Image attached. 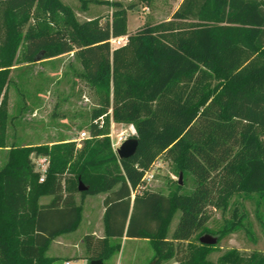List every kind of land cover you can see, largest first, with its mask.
<instances>
[{"label": "trees", "instance_id": "trees-1", "mask_svg": "<svg viewBox=\"0 0 264 264\" xmlns=\"http://www.w3.org/2000/svg\"><path fill=\"white\" fill-rule=\"evenodd\" d=\"M136 5L113 1L108 18L80 21L60 0H0V148L7 146L6 90L19 46L15 62L73 52L98 91L90 139L76 149L72 165L75 184L64 186L74 144L9 146L0 169V264L55 261L45 252L79 223V182L87 186L83 193H106L104 235L85 236L88 261L104 262L119 249L110 240L125 236L152 241L155 264L171 257L176 264H264L258 251L246 256L230 249L213 261L215 244L188 243L211 218L210 207L241 191L264 195V0H182L169 19L129 33L127 12ZM120 36L127 44L112 50L109 39ZM109 111L138 133L129 158L111 148ZM32 153L49 157L41 182ZM160 154L194 178L189 194L144 187ZM43 195L50 199L39 203Z\"/></svg>", "mask_w": 264, "mask_h": 264}, {"label": "rangeland", "instance_id": "rangeland-1", "mask_svg": "<svg viewBox=\"0 0 264 264\" xmlns=\"http://www.w3.org/2000/svg\"><path fill=\"white\" fill-rule=\"evenodd\" d=\"M68 6L75 18H108L111 2L123 4L137 2L136 7L127 12V29L133 33L143 24L157 23L169 19L182 0H151L148 4L138 0H60ZM29 23H34L33 19ZM5 25L0 7V44L5 41ZM6 44V43H5ZM9 68L7 84V126L6 147L0 148V169L7 160L9 146L35 147L74 144L73 156L66 163L65 188L75 184L76 175L72 168L76 160V149L83 141L89 140V125L92 110L98 106L97 86L87 79L79 60L73 52L26 63L15 62ZM105 114L102 115L103 122ZM109 118V140L113 152L125 140L132 125L114 122ZM86 135L81 137V133ZM129 137L130 136L129 133ZM71 146V145H70ZM117 155V153H116ZM40 178L46 177L42 165L49 166V157L30 154ZM181 184H178L179 174ZM144 187L171 195L189 194L194 186V178L179 171L177 166L160 154L151 169L144 176ZM100 194H88L79 190L74 192L80 208L77 227L53 239L45 256L55 259L56 264L64 259L86 257L85 236L101 238L103 217L100 209ZM50 196L39 197V203L46 202ZM97 202V203H96ZM99 203V204H98ZM98 204V205H96ZM211 218L203 230L194 234L189 245L198 246L199 237L209 234L218 238L210 259L216 261L224 252L236 249L243 255L258 251L264 253V195L250 192H237L223 203L210 207ZM180 211L176 210L167 226V237H171ZM95 231L96 235L92 232ZM59 242L56 247V242ZM110 243L119 245L104 260V264H155L157 252L152 241L147 239H111ZM160 264H176L174 258L161 259Z\"/></svg>", "mask_w": 264, "mask_h": 264}, {"label": "water", "instance_id": "water-1", "mask_svg": "<svg viewBox=\"0 0 264 264\" xmlns=\"http://www.w3.org/2000/svg\"><path fill=\"white\" fill-rule=\"evenodd\" d=\"M138 141L135 137H129L124 140L121 145L116 149V153L119 159H126L133 156L137 149ZM182 174H179L178 182L181 184ZM87 186H85L82 182H79L78 190L85 191ZM200 242L202 244L212 245L215 244L217 238L210 236L209 234H204L200 237ZM89 264H103L101 259H94L89 262Z\"/></svg>", "mask_w": 264, "mask_h": 264}, {"label": "crops", "instance_id": "crops-1", "mask_svg": "<svg viewBox=\"0 0 264 264\" xmlns=\"http://www.w3.org/2000/svg\"><path fill=\"white\" fill-rule=\"evenodd\" d=\"M85 19H90L89 17H86ZM127 21H128V18H127ZM129 32V31H128ZM130 33V32H129ZM106 196V193H103V194H100V208H98V210L100 209V212H101V215L103 217V212H104V206H103V200ZM50 198H48V200L46 202L49 201ZM46 202H42V203H46ZM97 203V202H96ZM99 204V203H98ZM96 204V205H98ZM93 234H95L96 232L93 231L92 232ZM96 235V234H95ZM125 239H130V238H126L125 236L123 237ZM57 244H59V242L57 241L56 242V247H57ZM90 261H88L87 259H85L84 257H80L79 259H64L63 260V263L61 264H89ZM50 264H56V261H53L52 263ZM104 264V262H103Z\"/></svg>", "mask_w": 264, "mask_h": 264}, {"label": "built area", "instance_id": "built-area-1", "mask_svg": "<svg viewBox=\"0 0 264 264\" xmlns=\"http://www.w3.org/2000/svg\"><path fill=\"white\" fill-rule=\"evenodd\" d=\"M128 42V38L127 36H120V37H111L109 39V44H110V47L111 49H116V48H119V47H122V46H125ZM99 122H100V126L103 124V118L102 116L99 117ZM81 137H84L86 135L85 132H82L81 134ZM42 170L44 172L47 171V166L46 165H42ZM145 178V177H144ZM43 177L40 178V181H43Z\"/></svg>", "mask_w": 264, "mask_h": 264}, {"label": "clouds", "instance_id": "clouds-1", "mask_svg": "<svg viewBox=\"0 0 264 264\" xmlns=\"http://www.w3.org/2000/svg\"><path fill=\"white\" fill-rule=\"evenodd\" d=\"M129 133H130V136H133V137L138 135L134 126L131 127V129L129 130ZM129 133L125 134V141L128 138Z\"/></svg>", "mask_w": 264, "mask_h": 264}]
</instances>
